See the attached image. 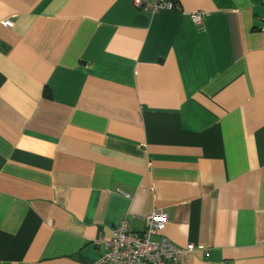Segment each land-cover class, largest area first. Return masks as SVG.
Masks as SVG:
<instances>
[{"label": "crops", "instance_id": "1", "mask_svg": "<svg viewBox=\"0 0 264 264\" xmlns=\"http://www.w3.org/2000/svg\"><path fill=\"white\" fill-rule=\"evenodd\" d=\"M176 1L0 0V264L155 210L181 264H264V0Z\"/></svg>", "mask_w": 264, "mask_h": 264}, {"label": "built area", "instance_id": "2", "mask_svg": "<svg viewBox=\"0 0 264 264\" xmlns=\"http://www.w3.org/2000/svg\"><path fill=\"white\" fill-rule=\"evenodd\" d=\"M132 2L135 7L149 13L180 9L176 0H132ZM190 17L198 28L203 27L202 11L192 12ZM166 219L167 214L164 211L155 210L146 216L145 227L141 231L130 229L125 219L120 220L112 237L96 240V243H103L104 252L93 264H181L185 255L196 248L203 249V246L193 243L182 248L161 235ZM157 235L159 237L155 239Z\"/></svg>", "mask_w": 264, "mask_h": 264}, {"label": "trees", "instance_id": "3", "mask_svg": "<svg viewBox=\"0 0 264 264\" xmlns=\"http://www.w3.org/2000/svg\"><path fill=\"white\" fill-rule=\"evenodd\" d=\"M47 91V90H46ZM47 95V94H46Z\"/></svg>", "mask_w": 264, "mask_h": 264}]
</instances>
